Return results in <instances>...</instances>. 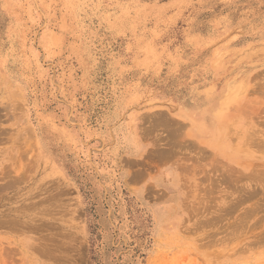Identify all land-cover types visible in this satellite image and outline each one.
I'll list each match as a JSON object with an SVG mask.
<instances>
[{
    "label": "rangeland",
    "instance_id": "1",
    "mask_svg": "<svg viewBox=\"0 0 264 264\" xmlns=\"http://www.w3.org/2000/svg\"><path fill=\"white\" fill-rule=\"evenodd\" d=\"M263 76L264 0H0V264H264Z\"/></svg>",
    "mask_w": 264,
    "mask_h": 264
},
{
    "label": "bare ground",
    "instance_id": "2",
    "mask_svg": "<svg viewBox=\"0 0 264 264\" xmlns=\"http://www.w3.org/2000/svg\"><path fill=\"white\" fill-rule=\"evenodd\" d=\"M263 79H264V76H263ZM241 106V105H240ZM239 106V107H240ZM249 109V108H248ZM251 111H254V113H255V110H253V108L252 109H250ZM248 111L247 110V107L246 108H243V109H239V111H238V113L239 114H241L242 116H244L245 115V118H242V117H238V119H239V123L235 126H231L230 128H228V127H226L225 128V130H227V132L226 133H228L227 135L229 136V135H231V137L233 138L232 140H231V142H232V144L230 145V148H231V150H233L235 153H241V152H243L242 154H244V159H245V157H253V159L254 160H256V158H254V154H255V152H254V149L253 148H261L260 146L261 145H263L264 144V138L263 137H261L259 134H260V132L258 131V129H256L255 128V126H254V122L252 123V119L251 118H249V117H251L250 116V114H251V111ZM253 114V113H252ZM251 114V115H252ZM253 118H254V116H253ZM235 123H236V121H235ZM234 123V124H235ZM226 124H227V122H226ZM225 123H224V125H226ZM222 126V125H221ZM232 132H235L234 133V135L232 136ZM168 134V133H167ZM238 135H239V137H238ZM235 143H234V142ZM264 147V146H263ZM258 148V149H259ZM254 155V156H253ZM243 156V155H242ZM229 158V157H228ZM229 159H231V158H229ZM258 159V158H257ZM261 159V158H260ZM254 165V164H253ZM261 166H262V169H259L258 171H260V173L262 174H260L261 176H264V162H262L261 164H260ZM259 166V165H258ZM20 167V166H19ZM21 168V167H20ZM255 170V169H254ZM226 172V171H225ZM228 172V171H227ZM17 173V172H16ZM15 173V174H16ZM238 173H239V170L238 169H236L235 171H233L232 172V176L233 177H236V178H234V180L235 179H238V178H240L239 177V175H238ZM254 174V173H253ZM253 174H252V176H253ZM18 175V174H17ZM226 175H228L227 173H226ZM242 175V174H241ZM231 176H229V178H230ZM233 177H232V179H233ZM228 177H227V179H229ZM221 179H223L222 177H221ZM225 179V178H224ZM253 179V178H252ZM262 179V178H261ZM264 179V178H263ZM262 179V180H263ZM226 180V179H225ZM261 180V181H262ZM222 181V180H221ZM226 181H229V180H226ZM231 181V180H230ZM229 181V182H230ZM7 183V182H6ZM12 183V182H11ZM10 183V184H11ZM227 184H228V182H227ZM232 184V183H231ZM4 185V184H3ZM7 184H5V186H6ZM9 185V184H8ZM262 187V189H261V192H260V194H258V195H263V196H261V198L262 197H264V187H263V184H260ZM4 186V187H5ZM237 186V185H236ZM10 187V186H9ZM234 187V186H233ZM8 188V187H7ZM237 188H239L238 186H237ZM236 188V189H237ZM0 189H2V186H1V188ZM5 188H3V190H4ZM239 191H241V190H239ZM242 193H243V191H242ZM244 193H245V191H244ZM256 193H257V189L256 188H254V189H252L251 190V192L249 193V195H251L252 197L253 196H256ZM245 194H247V193H245ZM240 195V194H239ZM248 195V194H247ZM238 196V195H237ZM240 197H242V196H239V198ZM257 197V196H256ZM259 197V196H258ZM241 200L243 199V198H240ZM237 203H238V201H236ZM210 203V202H209ZM240 203V202H239ZM29 204H31V203H29ZM233 204V203H232ZM241 204V203H240ZM228 205V204H227ZM26 206V205H25ZM229 206V205H228ZM236 206V205H235ZM226 208H228V207H225V209ZM232 208V207H231ZM254 208V207H253ZM236 209V208H235ZM256 209V208H255ZM223 210V209H222ZM248 212V211H247ZM257 212V211H256ZM252 214H253V212H251ZM252 216V215H251ZM21 216H19L17 213H14L13 211L12 212H10V211H8L6 214H2V215H0V225H4V226H11V227H20V220H19V218H20ZM260 219V218H259ZM216 221V220H215ZM20 222V223H19ZM210 222V221H209ZM259 222V221H258ZM23 224H25V223H23ZM18 225V226H17ZM253 226V225H252ZM3 227V226H2ZM6 227H4V228H6ZM21 227H22V223H21ZM23 227H25V226H23ZM235 228V227H234ZM9 229V228H8ZM15 230V229H14ZM12 231V230H11ZM224 231V230H223ZM230 232V231H229ZM230 234H231V232H230ZM260 234V233H259ZM263 235V234H262ZM262 238V237H261ZM261 241V240H260ZM9 253V252H8Z\"/></svg>",
    "mask_w": 264,
    "mask_h": 264
}]
</instances>
